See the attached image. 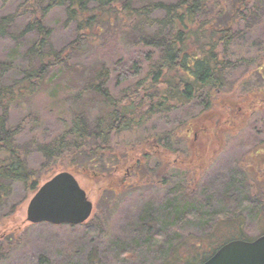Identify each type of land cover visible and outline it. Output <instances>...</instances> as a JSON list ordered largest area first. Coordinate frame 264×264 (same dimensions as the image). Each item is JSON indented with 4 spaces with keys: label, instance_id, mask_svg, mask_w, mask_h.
<instances>
[{
    "label": "trees",
    "instance_id": "1",
    "mask_svg": "<svg viewBox=\"0 0 264 264\" xmlns=\"http://www.w3.org/2000/svg\"><path fill=\"white\" fill-rule=\"evenodd\" d=\"M10 1L0 0L1 3ZM21 1L19 12L0 15V42L16 43L10 54H21L25 49L24 60L18 65L14 59L19 55L0 56V206L6 205L12 184L20 183L25 190L35 191L42 170L67 160L75 172H84L93 179H107L111 190H125L129 175L122 177L120 173L126 174V170L135 173L136 183L155 184L163 189L158 201L148 200L142 212L129 222V242L117 237L105 247L104 253L113 249L118 257L120 247L129 244V250L120 253V261L139 254L142 264H201L230 240H252L264 234V153L262 160H254L258 161L261 172L248 168L241 172L243 163H240L239 171L228 172L223 186H219L225 199L242 188L249 196L247 218L256 228V236L249 237L242 217L235 211L220 217L212 203L196 202L199 174H187L204 172L202 166L188 164L179 175L180 164L187 162L176 160L179 151L174 146L191 136L194 116L187 123L185 135L177 131L166 135L167 144L146 138L124 147L125 152L111 145L114 135L140 125L153 113L170 112L196 102L204 114L196 121L208 117L211 99L223 91L225 83L224 67L229 61L224 59V52L239 30H244L242 26L263 8L264 0H179L143 4L138 0ZM58 6L65 10L64 24H75V36L65 47L54 49L45 18ZM26 14V22L17 27V17ZM120 23L121 33L109 35L112 41L120 42L124 33L127 34L123 44L134 54L126 60L127 70H123L124 58L117 60L122 64L119 70L123 71L116 75V86L125 85L116 95L109 85L112 78L109 66L104 63L87 66L85 76L83 71L77 72L74 68L73 56L81 52L86 55L85 45L94 47L106 28ZM250 63L257 67L264 80L263 58ZM119 70L113 68V71ZM4 75L9 76L5 81ZM127 82L133 87L127 88ZM61 83L72 89V98L62 100L64 114L59 120L63 129L48 140L35 139L28 144L42 159L40 167L33 169L26 159L29 151L16 141L19 128L9 125V113L23 99L40 91L54 98ZM249 97L258 99L261 104L255 106L254 102H249L247 111L259 108L264 112V90H249L244 99ZM238 110L228 115L229 122L238 119ZM33 119L37 120L36 116ZM216 121L220 125V121ZM214 122L211 126L216 124ZM189 176H192L191 188L188 187ZM245 181L247 189L242 187ZM90 222L91 218L79 225L56 227H81ZM188 223L195 228L194 233L184 234ZM222 239L227 240L222 242ZM91 252L86 256L87 264H107L96 251Z\"/></svg>",
    "mask_w": 264,
    "mask_h": 264
},
{
    "label": "rangeland",
    "instance_id": "2",
    "mask_svg": "<svg viewBox=\"0 0 264 264\" xmlns=\"http://www.w3.org/2000/svg\"><path fill=\"white\" fill-rule=\"evenodd\" d=\"M150 1L175 3L179 0H138L139 4ZM21 3V0L0 2V15L19 12L17 10ZM157 15L159 16L160 13L157 12ZM26 20L27 14L17 17V27L23 25ZM220 22L222 21L219 20ZM64 23L65 10L60 6L49 11L45 18V25L51 29L50 40L54 49H61L74 39L75 24L66 23L65 25ZM120 28L121 23L106 28L105 32L100 34L97 45L92 48L89 45L84 46L83 52L86 51V55L81 52V55L73 56L74 68L77 69V72L83 71L85 76L87 75L85 73L87 66L93 67L103 63L109 66L112 70L109 85L111 91L116 95L125 85L122 83L119 87L116 86V75L128 69L129 63H126V60L130 58V54H134L130 47H125L123 44L126 41L124 39H127L124 36L127 34L124 33L120 42L112 41L111 36L117 32L121 33ZM242 28L244 30H239L232 44L224 52V59L229 61V64L224 67L226 69L225 83L223 91L217 92L211 99L212 106L208 110V117L196 121L204 116L200 105L196 102L170 112L153 113L140 125L114 135L111 145L119 151L125 152L124 147L146 138L154 141L158 139L161 140V144H167V141L164 140L166 135L169 132L177 131L181 132L183 136L188 121L194 116L195 126L193 129L191 128V136L183 138L184 141L179 140L174 146L179 151L176 160L187 162L180 164L179 175L182 174L186 166H202L204 172L195 171L187 174H199L196 185V202L204 204L208 201V203H212L220 217L221 215L225 216L229 211H235L236 215L242 217L243 226L246 227L248 236L254 237L256 228L253 226V222L247 218L249 196L244 193L245 190L237 189L226 199L219 191V186H223L222 183L226 180V174L232 170L239 171L240 163H243L240 168L241 172H245L246 168L261 172L258 161L254 160L263 157L261 160L264 161V112H261L262 110L259 108L255 111L251 109L248 112L247 104L249 102H254L255 106L261 103H258V99H251V97L244 99L245 93L249 90L257 92L264 90L261 73L256 70V66L250 63L251 60L261 57L264 61V6L256 11V14ZM15 44L9 40L1 41L0 56L2 55L4 58L5 54H9L11 55L9 58H14L19 55L14 59V63L18 65L21 60H24L25 49L21 51V54L20 52L10 54V50L14 49ZM120 58H124V63H126L123 70H119L122 64H119L117 60ZM113 66L119 71H113ZM63 76L65 78V75ZM8 77L4 75L3 81ZM1 81L2 78H0ZM58 85L54 98H50L47 93L40 91L30 98L23 99L9 113V125L19 128L16 141L19 146H25L29 151L26 159L29 167L33 169L40 167L42 159L28 144L35 139L48 140L63 129V124L59 120V117L64 114L61 110L64 107L62 100L72 98V89L68 88L67 84ZM130 86L132 88L133 84L127 82L126 87ZM60 87H62L61 90ZM115 87H117L116 93ZM237 109H240L238 110L240 112L238 119L229 122L228 115H233ZM34 116L37 120L33 119ZM217 119L220 121V125H218ZM212 122L216 124L211 126ZM180 125H183V128ZM207 129L208 131H206ZM188 149H192L191 152L187 151ZM150 162L153 164L154 160L152 159ZM68 165L67 160L60 161L56 165L42 170L39 186L59 172L72 173L93 204L90 216L92 222L81 227H56L46 223L30 224L26 221V207L35 191L25 190L20 183H14L11 186L6 205L0 206V264H87L86 256L91 250L93 254L96 251V255L105 259L107 264H142L139 254H135L136 257L133 256L132 259L120 261L122 258L120 253L129 250V244L120 247L118 257L115 250L109 249L107 253H104L106 252L104 249L112 239L117 237L129 242V222L135 220L136 216L142 212L148 200L158 201L163 195V189L155 184L136 183L135 173L126 170L124 171L126 174L120 173L122 177L129 175L125 190H111L107 179H93L84 172L73 171ZM175 179L178 177L176 176ZM189 180L188 187L191 188L192 176H189ZM242 187L247 189L246 181L242 183ZM193 229L195 228L188 223L183 233H194ZM14 231L16 235H13ZM210 240L213 241V239ZM226 240L222 239L221 241ZM209 246L208 244V248Z\"/></svg>",
    "mask_w": 264,
    "mask_h": 264
},
{
    "label": "water",
    "instance_id": "3",
    "mask_svg": "<svg viewBox=\"0 0 264 264\" xmlns=\"http://www.w3.org/2000/svg\"><path fill=\"white\" fill-rule=\"evenodd\" d=\"M92 207L75 176L62 171L41 184L31 196L26 221L78 225L90 217ZM201 264H264V234L252 240H230Z\"/></svg>",
    "mask_w": 264,
    "mask_h": 264
}]
</instances>
